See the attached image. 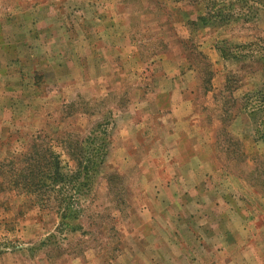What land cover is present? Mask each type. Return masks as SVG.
I'll list each match as a JSON object with an SVG mask.
<instances>
[{
    "label": "rangeland",
    "instance_id": "obj_1",
    "mask_svg": "<svg viewBox=\"0 0 264 264\" xmlns=\"http://www.w3.org/2000/svg\"><path fill=\"white\" fill-rule=\"evenodd\" d=\"M0 264H264V0H0Z\"/></svg>",
    "mask_w": 264,
    "mask_h": 264
},
{
    "label": "trees",
    "instance_id": "obj_2",
    "mask_svg": "<svg viewBox=\"0 0 264 264\" xmlns=\"http://www.w3.org/2000/svg\"><path fill=\"white\" fill-rule=\"evenodd\" d=\"M200 57L199 59H204V56L202 54ZM204 68H207V66L205 65ZM52 162L53 161H50L49 164H51ZM28 165L25 167H21L20 170H17L16 173L18 181H14L13 183L19 185V188L23 190L24 193L32 195L36 199L40 198L44 191H48L49 189L56 190L55 188L59 184H61L63 180H67V183L75 181L76 184H78L77 190H79L81 184L79 181V177L82 174L81 171L87 170V168H83L80 171L77 170V173H67L65 175L64 172L60 171L59 164L57 163L56 159H54V162L52 163L53 166L48 168L46 171H43L42 167L38 166V164L34 167L33 162L29 163ZM84 175L86 176V174ZM46 179L48 181H46Z\"/></svg>",
    "mask_w": 264,
    "mask_h": 264
},
{
    "label": "crops",
    "instance_id": "obj_3",
    "mask_svg": "<svg viewBox=\"0 0 264 264\" xmlns=\"http://www.w3.org/2000/svg\"><path fill=\"white\" fill-rule=\"evenodd\" d=\"M192 70H194V69H192ZM162 104H163V106H160L159 107L160 109H162V110H169L171 108V105H172V103H171V97L168 96L167 97V100L163 101ZM197 122L198 121L196 120V123ZM234 123L237 124L238 130L239 129L241 130L240 133H243V135H241V134L238 135L237 140L246 141V139L248 137H250V136H248L249 133H248V130L246 129V120L245 121H244V119H241V120L240 119L233 120L232 123H231V125L233 126ZM195 126H196V131L192 132V131L186 130L185 131L186 133H183V136H182L183 138L180 139V141H179L180 144L177 146V148L175 150H177L178 152L184 151L186 149V146H187L186 145V146L183 147V144L185 142L190 143V145L193 146V149L197 148L198 145H199V143H201L202 141H204V142H210V143L211 142H213V143L215 142L216 143L217 138L215 137V135H217V133L219 132V129L221 128V125L218 127V125L217 124H214V122L209 123V126L207 127V130H209V133H210L211 136H210V139H206V140L203 139V137L200 135L199 131H197L198 124L197 125L195 124ZM229 129H230V126L227 127V125L224 128V130L226 131V136H228V140L229 141H233V138L230 135L231 133H230ZM243 131H245L246 133L244 134ZM254 138H256V137H254ZM186 156L191 157L192 156V152L190 154H187L186 153Z\"/></svg>",
    "mask_w": 264,
    "mask_h": 264
}]
</instances>
